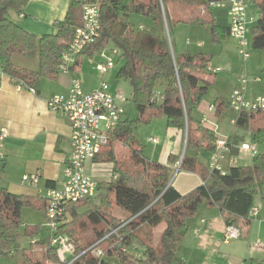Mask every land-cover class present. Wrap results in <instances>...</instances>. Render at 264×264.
Instances as JSON below:
<instances>
[{
    "label": "trees",
    "instance_id": "1",
    "mask_svg": "<svg viewBox=\"0 0 264 264\" xmlns=\"http://www.w3.org/2000/svg\"><path fill=\"white\" fill-rule=\"evenodd\" d=\"M29 1L0 0V63L2 72L15 85L22 82L31 87L40 77L53 78L60 72L61 54L82 24L84 0H69L66 15L57 24L56 33L40 38L25 31L9 17L10 13H20ZM176 1L130 0L126 4L124 0H98L99 37L82 54L92 56L109 47L118 50L122 64L116 77L129 82L130 101L136 108V117L121 120L109 135L107 146L93 159L111 163L113 177L106 183L98 184L93 199L69 204L66 214H70V220L57 227L56 235L68 239L73 247L71 260L75 259L71 263L61 260L56 247L48 243L46 246L41 244L44 249L41 258L36 260L31 255L36 244H31L18 252L21 264H170L187 235V220L196 214L202 204L217 207L224 215L226 227L234 226L241 232L239 220L247 224L255 199L259 197L264 200V124L250 126L252 141L259 151L253 155L249 166H231L224 173L209 171L203 184L184 195L169 184L170 166L177 160L170 156V166H164L147 159L132 131L135 124L149 125L160 115L165 118L167 128L184 131L185 152L179 164L182 171H193L196 165V158L188 156V151L204 149L211 152L214 149L216 138L213 132L201 127L193 117L194 110L210 86L196 73L209 74L207 66L211 56L185 54L177 59L172 53L168 40L171 23L167 4ZM211 1L216 0H204L208 9ZM243 1L259 12L249 31L250 42L252 49L264 52V0ZM131 15L143 17L148 23L139 28L129 21ZM191 22L208 27L212 43L228 39L229 28L215 25L212 16L192 18ZM14 55L37 59L38 71L16 67L12 63ZM160 87H163L162 100L157 101L156 90ZM229 108V102L224 98H215L216 115L220 116ZM257 116L264 119V112L238 114L240 123ZM114 144L120 145V149L115 150ZM231 150L230 146V153ZM24 207L42 209L30 197L15 195L0 188V256L9 255L11 247L21 236L19 228ZM114 207L126 212L128 218H135L119 229L118 238L101 246L103 258L95 257L90 252L82 254L108 228L121 224L122 220L112 213ZM80 208L85 210L78 213ZM86 218L91 221L93 229L99 223L105 229H98L94 241L85 247V240L76 226ZM161 224H164V229L157 242L154 245L143 243V250L137 252L134 244L140 240L141 229H155ZM25 234L32 237L35 230L26 231ZM258 264H264V261Z\"/></svg>",
    "mask_w": 264,
    "mask_h": 264
},
{
    "label": "crops",
    "instance_id": "2",
    "mask_svg": "<svg viewBox=\"0 0 264 264\" xmlns=\"http://www.w3.org/2000/svg\"><path fill=\"white\" fill-rule=\"evenodd\" d=\"M68 5L69 0H30L20 13H10L9 17L25 31L31 33L36 38H40L44 35L56 33L57 24L64 19ZM247 8L248 5H246V12ZM215 9L216 11L208 9L205 6L204 0H178L167 4V13L171 27L170 37H168L167 31L166 35L169 45H171L172 53L177 59L182 58L185 54L195 55L203 53L211 56V62L207 67L220 68V66L227 62V57H230L231 53H235L238 57L235 48L236 44L233 43V46H230V41H233L230 36H228L227 41L216 44L211 42L209 32V40H207L210 44L208 47H205L206 43L200 41L199 27L206 28V26L193 24L191 22L192 18L212 16L215 25L229 28V6L225 5ZM255 11L259 14L256 9ZM131 16L129 21L139 28L144 27L148 23L143 17L137 21H131ZM247 18L248 42L251 47L249 31L257 18L252 17L248 13ZM171 28H173L172 40ZM110 50L109 47L92 56L85 53L81 54L74 60L75 63L69 73L59 72L53 78L40 77L37 83L31 86L34 89V93L29 92L26 85L22 88H16L13 81L2 72V65L0 63V130L3 129L7 133L3 145L4 158L0 162V188H4L15 195L30 197L33 202L41 205V210L46 212L45 192L48 188H60L63 185V170L72 151L70 124L64 117L50 110L47 106V101L53 95H66L70 81L73 78L80 81L82 90L85 93L96 89L99 83L106 82L112 94L119 92L124 97L121 87L124 89L125 84L119 86V82L115 83L117 80L127 81L116 77L121 65L117 71L108 69L104 74L98 72L96 68L86 71L83 65V61L86 58L93 60L98 54L99 58H101V53L108 54ZM15 56L17 55L12 56V63L16 67L35 72L38 71L39 63L37 59H31L35 60L37 64L35 69H33L34 67L30 69L17 65L14 62ZM100 61L103 62V59L101 58ZM121 61L119 56L115 58L116 64ZM196 75L210 84L209 87H211L213 93L211 96H207V94L203 97L200 104L194 110L193 117L199 122L201 127L211 130L216 139L226 137L232 149L231 153L220 162L222 171L225 172L231 166H249L253 155L250 151L242 150L241 145H255L252 141L250 126H260L264 124V119L257 116L240 123L238 114L231 108L226 109L220 116L216 115L214 109L215 98L220 96L229 102L231 93L237 85L238 77L232 80L230 93L223 95L219 88H215L214 90L218 79L223 78L213 77L210 73H196ZM254 79H258L259 81L258 77L253 78L252 81ZM128 92L131 98V92ZM128 92L126 90V94ZM162 92L163 87L156 90L157 101L161 100L158 98V95H161ZM256 97L264 96L257 94L248 95L246 91L244 93L245 100H252ZM116 103L124 111L121 119L124 120L127 118L125 117L126 105L131 103V101L124 97L123 101L117 100ZM133 107L136 110L134 105ZM229 110L233 113H229ZM161 116L154 118L147 125L151 126L157 118L162 122V127L158 130H153L150 134L148 133V150L145 148L143 154L147 159L164 166H170V156L175 158L177 160L176 163L170 166L171 175L169 184L179 194L184 195L203 184L207 179L210 171L208 163L212 151L208 152L204 149L188 151V156L196 158L194 170H180L179 164L185 152V132L175 128H167L166 120ZM152 140H156V142H152ZM114 146L115 150L121 147L116 144ZM256 148L259 151L257 146ZM108 165H111V169L113 168L111 163L89 161L85 164V173L98 184L106 183L112 176V171L111 175H105ZM24 175H35L38 177V182L36 184L22 182ZM253 207L258 208V214L256 216L248 214L249 222L247 224L243 220H239L240 236L224 244L222 243V236L226 227L224 215L217 207L208 203L202 204L196 214L187 220V235L176 250L174 259L170 264H240L242 262L258 264L264 261V200L259 197L256 198ZM116 209L115 217L119 218L122 215L129 216L126 212L118 210V208ZM84 210V208H80L78 209V213H82ZM68 220H70L69 213L66 215L65 222ZM100 225L103 224L99 223L96 227ZM161 225L155 229L147 230L149 231L148 234L151 236ZM163 229L164 224L163 228L158 232L157 238H159ZM142 230L144 231L142 228L139 233L140 240L134 244L135 248L138 247L137 252L143 250V243H150L149 238L147 239L148 236L145 238L142 235ZM31 244H36L32 249L31 255L34 259L38 260L35 258V254L38 252L42 253L44 248L41 247V244L42 246H46L47 244L43 245L44 243L40 242L38 238L32 239ZM256 245L259 247H256ZM16 251L11 247L9 256L13 257L12 255H16ZM57 252L61 260H66L67 255L72 257V254L67 252L63 247L61 251L57 250ZM14 260L16 264H21L19 256ZM250 260L254 262L251 263Z\"/></svg>",
    "mask_w": 264,
    "mask_h": 264
},
{
    "label": "built area",
    "instance_id": "3",
    "mask_svg": "<svg viewBox=\"0 0 264 264\" xmlns=\"http://www.w3.org/2000/svg\"><path fill=\"white\" fill-rule=\"evenodd\" d=\"M225 5L229 6V36L236 42L235 48L238 57L243 62H246L250 56L246 5L243 0H216L209 2L208 7L209 9H215ZM81 10L82 24L75 30L72 40L61 54L59 71L65 74L70 72L71 63L88 46L93 45L99 37L98 0H84ZM118 56L119 52L117 49H111L108 54L101 53L103 62L97 66V70L104 74L108 69L114 67L116 64L115 58ZM207 72L217 74L220 72V68L207 67ZM254 81H258V79H254ZM248 82L249 79L246 74H241L238 77L237 85L229 99V107L237 114L241 112L262 113L264 112V97H256L252 100H245L244 98ZM23 86L25 85L22 82L15 85L16 88H22ZM27 89L29 92L34 93L33 88L28 87ZM158 98L162 100V95H158ZM117 100L123 101L124 97L119 92L112 94L108 83L101 82L96 89L85 93L82 90L80 81L73 78L70 81L66 95H53L47 101L48 108L64 117L71 127L70 142L72 151L63 170L64 183L60 188H48L45 192L46 214L51 229L49 244L55 246L59 243L69 253H72L73 247L68 243V239L65 236L56 235L57 227L60 223L65 222L66 207L69 204L91 199L97 192L98 183L86 175L85 164L92 161L107 146L109 135L114 132L121 121L124 111L117 105ZM232 123L234 124V122ZM6 136V131L1 129L0 162L4 158L3 145ZM152 142H156V140H152ZM213 146L214 149L208 168L210 171L224 173L220 162L230 153L228 139L226 137L217 138ZM241 149L250 151L252 155L258 153L255 145L248 146L243 144ZM22 182L36 184L38 177L35 175H24ZM257 214L258 208L252 207L249 215L256 216ZM133 218L135 216L123 220L115 228H108L103 236L87 247L82 254L90 252L95 257L103 258L104 252L101 246L107 244L113 238H118L119 229ZM239 236L240 231L238 228L227 226L224 229L222 241L227 244ZM256 247L259 246L256 245ZM240 264L248 263L242 262Z\"/></svg>",
    "mask_w": 264,
    "mask_h": 264
},
{
    "label": "rangeland",
    "instance_id": "4",
    "mask_svg": "<svg viewBox=\"0 0 264 264\" xmlns=\"http://www.w3.org/2000/svg\"><path fill=\"white\" fill-rule=\"evenodd\" d=\"M124 2L127 4L129 2V0H124ZM216 11V9H214ZM247 13L249 15H252V17H256L258 16V13L255 11V9H253L252 5H248L247 8ZM139 18V16L137 15H132L131 16V21H137ZM141 20V19H140ZM200 30V41L206 43L205 47H208L209 43V29L206 27H199ZM204 30L207 32L204 33ZM173 39V28H171V40ZM208 39V40H207ZM233 43L236 44V42L233 40L232 42L230 41V46H233ZM248 50L251 54V57L249 58V60L247 62H243L241 59H239L235 53H231L230 57H227V62H225L224 65L220 66V72L217 74H211L213 77L217 76L218 78H223V79H218V83L216 84L215 88H219L221 90V92L223 93V95H227L228 93H230V86L232 85V80L239 77L241 74H246L248 76L249 82L247 84L246 87V93L248 95L250 94H257V95H261L264 96V52L260 51V50H254L252 49V47H248ZM99 54L98 56H96L93 60H90L89 58H86L83 61V65L85 70H90L93 68L97 69V66L100 64V60L101 58H99ZM14 62L21 66V67H25V68H30L35 69L36 67V61L35 60H31V59H26L24 57L21 56H15L14 57ZM75 61H73L71 63V66L73 67ZM122 64V61L115 64L113 68L115 71H117L118 67ZM32 67V68H31ZM99 72V71H98ZM258 77L259 81L258 82H254L252 81L253 78ZM117 82H119V86H122V84H125V90L121 87V91H123V95L126 99L130 100V95L129 92H131V88L130 85L128 84L127 81H119L117 80L115 83L117 84ZM126 90H127V94H126ZM213 93V90L211 89V87H209L208 92L206 93L207 96H211ZM125 117L129 118L130 120L135 119L136 117V110L134 109L133 105L131 103L126 105L125 108ZM229 113H231L232 111L229 110ZM233 113V112H232ZM162 117V116H161ZM163 118V117H162ZM160 127H162V122L160 121V119H155L152 123L151 126H147V125H141V124H135L132 131L134 133V135L136 136V138L140 141L143 150L146 148V150H148V133L150 134L153 130H158ZM108 170L105 173L106 176L111 175V165L107 166ZM174 176V174H173ZM173 178V177H172ZM112 213L113 215H115L116 213V208H112ZM119 210V209H118ZM128 216L127 215H122L119 216V220H125L127 219ZM77 227V231L80 233L81 237L84 238L85 243L84 246H88L90 245L94 239H95V234L96 231L98 229L100 230H104L105 226L104 225H100L99 227H96V229H93V225L91 223V221L89 219H83L82 221H80V223L76 226ZM163 228V224L154 231V233L151 234V236L148 234L149 229H144L142 235H144V237L147 239L149 238V241L151 244H155L158 240V232ZM32 230H35V235H33L32 237L27 236L25 233L30 232ZM20 234L21 236L19 237L18 241L12 246V248L14 250H17V254L13 255V257L7 255V256H0V264H16L15 262V258L18 257V251H20L21 249H26L30 246L31 240L34 238H38V240L42 243H44L43 245L47 244L49 242V239L51 237V229H50V222L48 220V216L46 214L45 211L43 210H35L29 207H24L22 208L21 211V226L19 228ZM32 238V239H31ZM232 241V240H231ZM230 241V242H231ZM223 243V241H222ZM56 248L58 251H61L62 249V245L57 243L56 244ZM138 247H136V250ZM66 260L71 261V257L70 256H66ZM35 258L40 259L41 258V252H38L35 254Z\"/></svg>",
    "mask_w": 264,
    "mask_h": 264
}]
</instances>
